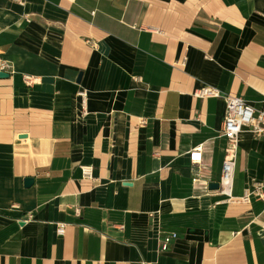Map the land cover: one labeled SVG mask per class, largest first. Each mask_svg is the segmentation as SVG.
<instances>
[{
  "label": "crops",
  "instance_id": "1",
  "mask_svg": "<svg viewBox=\"0 0 264 264\" xmlns=\"http://www.w3.org/2000/svg\"><path fill=\"white\" fill-rule=\"evenodd\" d=\"M0 62V264H264V199L210 188L226 99L195 94L261 106L264 0H0ZM255 184L245 126L232 194Z\"/></svg>",
  "mask_w": 264,
  "mask_h": 264
},
{
  "label": "built area",
  "instance_id": "2",
  "mask_svg": "<svg viewBox=\"0 0 264 264\" xmlns=\"http://www.w3.org/2000/svg\"><path fill=\"white\" fill-rule=\"evenodd\" d=\"M9 67L10 65L8 63L0 62V70H8ZM79 94L82 96L83 105L85 106L87 102V93L86 91H80ZM195 94L199 97L224 96L227 102L222 128V136L226 138V156L222 167L221 180L219 183L220 193L227 195L229 200L232 202L243 201L249 203L251 202L252 193L257 197L264 199L263 184H255V190L253 192L247 191L243 197H235L232 194L238 136L243 130V127L247 126L256 136L264 138V101L260 107H256L251 105L241 96L225 95L220 90L212 86H203L199 88ZM190 160L194 165L200 164L202 162L201 146L191 150ZM82 172L85 177L91 179L94 178L92 166H82ZM76 212H81V208L79 206L76 207ZM66 227L67 224L59 222L57 224V233L59 235H64L66 232ZM177 237L178 234L175 232L164 234L161 237V249L163 251H168Z\"/></svg>",
  "mask_w": 264,
  "mask_h": 264
},
{
  "label": "water",
  "instance_id": "3",
  "mask_svg": "<svg viewBox=\"0 0 264 264\" xmlns=\"http://www.w3.org/2000/svg\"><path fill=\"white\" fill-rule=\"evenodd\" d=\"M9 76H10V73L9 72H7L5 70H0V78H7ZM81 77H82V74L79 75V80L81 79ZM33 182H34V178L33 177H28L25 180L26 186L32 185ZM128 184H131V183H128ZM219 185L220 184L218 182H212L210 184V188L211 189H218L219 188Z\"/></svg>",
  "mask_w": 264,
  "mask_h": 264
}]
</instances>
